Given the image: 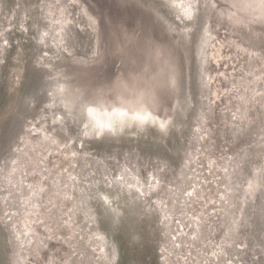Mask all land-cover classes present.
I'll use <instances>...</instances> for the list:
<instances>
[{"label":"bare ground","instance_id":"6f19581e","mask_svg":"<svg viewBox=\"0 0 264 264\" xmlns=\"http://www.w3.org/2000/svg\"><path fill=\"white\" fill-rule=\"evenodd\" d=\"M167 1L182 14L175 17L170 10V16L181 27L167 20L165 24L158 17L155 20L156 7L166 8L156 0H142L143 7L133 0H111V4L106 0H27L21 9L0 0V109L8 104L6 99L3 102L7 74L13 73V82L22 84L25 78L20 74L25 76L29 68L26 62L40 58L34 64L37 78L31 85L27 105L10 119L0 139V222L9 264H24L27 253L46 247L49 240L46 242L44 236L46 232L52 235L49 223L64 218L70 225L79 223L73 227L74 233H92L96 244L83 245L92 254L89 258L76 254L72 259L71 247L67 246L71 257L64 256L58 264H160L166 248L162 243L157 251L162 241L156 239V232L162 221L169 236L172 228L178 227L172 239L180 252V264H238L244 260L264 264V254L256 258L260 252L257 245L264 235V212L260 214L257 201L264 191V155L260 156L258 149L256 155L250 152L256 150L254 144L260 142L264 131L257 135L245 132L244 122L241 133L233 132L234 143L231 141L229 148L222 149L214 160L209 155L205 157L207 149L213 147L212 135L219 131L212 132L215 116L207 93L211 84L203 72L207 43L221 15L233 18H225L229 20L223 23L233 27L238 36L244 38L232 21L248 29L252 42L263 47L251 34L252 29L264 25V0ZM148 4L155 11L151 12ZM201 4L207 5L203 12ZM156 21L165 25L168 37ZM147 27L161 39L156 42L149 33L151 37L148 36ZM32 31L38 36L35 49L29 43ZM171 31H176L174 43L180 63V47L188 44L191 33L199 34L194 44L197 48L192 44L191 53L194 93L190 94L192 73L188 63L186 69L183 63L180 86L178 78L174 79L178 64L176 51L171 48ZM243 40L246 42L236 38L234 44L241 59L249 61V66L264 69V49L257 50L250 39ZM41 46L44 54H40L44 51ZM128 46L140 53L138 67H130L137 72L132 78L133 71L126 62L131 53ZM117 57L120 59L115 60ZM105 59L104 65H98ZM263 76L264 70H260L259 80ZM256 77L252 73L246 83L255 99L264 95L263 85L257 87L253 82ZM158 81L165 94L159 95L155 86ZM262 106L256 116L262 117ZM241 108L239 115L245 116L248 107ZM254 109L253 103L251 113L255 115ZM167 110L165 115L157 112ZM227 115L236 124L235 114L222 113L219 117L225 121ZM34 117L38 121L28 128ZM137 141L147 143L146 149L152 147L157 157L146 154L139 146L133 148L131 145ZM259 145L263 149L264 141ZM83 146L86 159L81 161L79 151ZM238 148L249 168L232 176L234 166L227 164L225 155ZM164 151H168L169 158ZM142 164L155 168L145 180L139 171ZM181 166L184 172L177 177ZM232 187L238 197L230 195ZM153 189L156 196L151 193ZM166 190L174 198L170 206L162 198ZM44 198H48L46 206ZM151 204L155 213L150 210ZM74 209L85 214L88 223L80 214L71 212L70 216ZM56 216L60 219L55 220ZM45 218L48 225L43 223ZM168 241L173 245L169 238ZM217 247L223 249L224 256L218 254Z\"/></svg>","mask_w":264,"mask_h":264},{"label":"rangeland","instance_id":"374dc122","mask_svg":"<svg viewBox=\"0 0 264 264\" xmlns=\"http://www.w3.org/2000/svg\"><path fill=\"white\" fill-rule=\"evenodd\" d=\"M223 21L227 20H220V22L217 23L216 28L212 31V38H209L210 40L207 43V47L205 50V60L203 64V72L204 75L207 77V80L210 81L209 83L210 88L208 89L207 93L208 96L211 97V99L208 101L212 105V113L214 117V121L212 122V132L219 131L217 134L212 135V139L210 140V144L213 146L211 150H208L204 153V149H206V146L203 145L202 152L204 153V156L207 157V155L210 156L211 159H216L217 156L222 152V149L229 148L230 142L234 140L233 138V132H242L244 125H242L244 122L246 123L244 131L251 133L254 135H257L258 133H261L263 129H260L258 127L259 123L263 124L264 126V108L262 105V102L264 103V95L261 98L258 99V103L255 105V115L251 113V101L248 103L246 100L244 101V97L249 95V97H253L252 90L250 91L249 88H246V83L248 80L251 79L252 73L256 74L257 77L253 79L254 84L257 87H261L263 83V77H260L259 80V73L260 70H264L263 67H260L257 69L254 68L252 65H250L249 61H245L244 59H241V54L237 50V48L234 46L236 38H239L242 40V42H246L241 38V36H238L237 33L232 29L233 27L227 26L226 23H223ZM241 31L244 30L243 28L238 27ZM237 28V29H238ZM240 32V31H239ZM255 34V33H254ZM257 35V34H256ZM211 53V54H210ZM246 62V64H245ZM248 93V94H247ZM241 94L244 96L241 97ZM246 94V95H245ZM245 97V99L247 98ZM251 99V98H250ZM255 100V97H253ZM245 105L248 107V113L243 116L239 115L241 112V107ZM261 105L263 111H261L260 117L257 115V109L258 106ZM235 114L237 118H240V124L235 126L233 120L231 119V116L226 117L225 121L222 120L220 114ZM38 117H34L33 121L28 123L27 127L30 128V126H33V123L35 121L37 122ZM259 118V119H258ZM257 123V124H256ZM262 126V127H263ZM26 127V128H27ZM233 128V131L229 132V130ZM254 132V133H253ZM260 135V134H259ZM38 137V136H35ZM264 138V136H262ZM262 138L260 139V142L257 144H254L256 149L261 150V147L259 144H261ZM36 139V138H35ZM244 139H248V136ZM240 142L243 139H239ZM204 143V142H203ZM234 143V141L232 142ZM236 146V145H235ZM232 145V147H235ZM84 147V146H83ZM239 149V148H238ZM232 152L237 151L231 150ZM84 151L80 152L81 161L85 160V155L83 153ZM210 152V153H207ZM262 152V150H261ZM231 153V152H230ZM58 154L61 155V152L59 151ZM230 157L229 155H225ZM226 157L225 159H228ZM156 161V160H154ZM157 162V161H156ZM84 166V165H83ZM113 169L115 170V167L113 166ZM155 168L153 166H146L145 164H142L139 166V171L143 172V180L146 179L147 175H150V173L154 174ZM86 173V172H84ZM138 174H140L138 172ZM80 178V174H79ZM159 190V189H157ZM156 190V191H157ZM155 190L153 189L151 193H153ZM161 194V193H160ZM154 196H156L155 193H153ZM46 198V197H45ZM43 199L44 206L47 205L48 198L45 200ZM39 230H41V226L38 227ZM43 231V230H42ZM176 231H178V227H173L169 237V240H171L172 236L174 237ZM176 236V235H175ZM50 240L47 242L43 249H40L36 253H27L25 256L24 264H58L59 261H63L64 254L67 252L68 248L62 240H60L58 237L52 235ZM165 240V239H164ZM175 241H171L173 245L171 246V258L174 261V264H180L181 258H176V253L180 256V252L178 247L174 244ZM176 243V242H175ZM213 245V243H212ZM215 251H216V247ZM157 251H159V247L157 248ZM158 255L161 256L160 252H157ZM181 257V256H180ZM181 259V260H180Z\"/></svg>","mask_w":264,"mask_h":264},{"label":"water","instance_id":"95a60500","mask_svg":"<svg viewBox=\"0 0 264 264\" xmlns=\"http://www.w3.org/2000/svg\"><path fill=\"white\" fill-rule=\"evenodd\" d=\"M5 1V3H7L8 5H10L11 7H14L15 9H17L18 8V6L20 7V9L21 8H23V6L24 5H26L27 4V0H4ZM133 1H135L136 3H138L139 5H143L142 4V0H133ZM156 1H161L162 2V4L163 5H165L166 6V8H163L162 10L160 9V8H158V7H156L157 9H158V11L156 12L155 11V9L150 5V4H148V8L150 9V11L151 12H153V11H155V15H154V13H153V17L155 18H160V19H162L163 21H164V23L165 24H167V23H170L172 26H178V27H181L179 24H177L176 23V21L174 20V19H172V17L170 16V15H172L173 14V16L175 15V17H178L179 16V14L180 13H178V10H176L174 7L172 8V6L170 5V3H169V1H167V0H156ZM106 2L107 3H110L111 4V0H106ZM201 3H205V0H201L200 1ZM119 6V5H118ZM132 6H134V4L132 5ZM201 10H200V12L202 11H204L203 10V7H205L206 8V6H205V4H201ZM120 7V6H119ZM143 7V6H142ZM168 7V8H167ZM192 7L193 8H195L196 7V4L193 6L192 5ZM121 8V7H120ZM145 9V8H144ZM170 10H171V13H170ZM180 16L182 17V14H180ZM155 18V20H157ZM183 18H185L184 19V21L185 22H187L188 21V18L187 17H183ZM203 18H204V15H203ZM225 18H230V20L229 19H226V20H229V21H231L233 18L232 17H228L227 15H225V17L223 16V15H221V17L219 18V21L218 22H220V20H222V19H225ZM166 20L168 21L167 23H166ZM181 20V19H180ZM202 20L203 19H201V21H200V23L202 22ZM129 21L130 22H133L131 19H129ZM157 22V21H156ZM190 22V21H189ZM233 23H234V25L238 28V23L237 22H235V21H232ZM195 23V21H193L192 20V25ZM157 24L159 25V27L160 28H162V31H163V33H164V35H165V37L167 36L168 37V34H166V32H165V29H166V27H165V25L163 24H161V23H159V22H157ZM183 25V24H182ZM186 27H187V25H186ZM192 27V26H191ZM201 27V25L199 26V28ZM239 27H240V25H239ZM157 28V27H156ZM147 29H149V31L148 32H146V34L147 33H149L153 38H155V41L157 42L158 40H160L161 38L159 37V35L157 36V35H155V33L153 32V30H151L149 27H147ZM157 30H158V32H159V34H160V31H159V29L157 28ZM200 30V29H199ZM177 32H179V31H177ZM241 33L243 34V36H244V38H246V39H250L249 40V43H251V46L252 47H254V48H257V50H261V49H264V25L263 26H257V27H255L254 29H252V37H254V40H255V42L256 43H258V44H260L259 46H263V47H257L253 42H252V39L250 38V36L248 35V29H244V30H242L241 31ZM255 33V34H254ZM37 34V33H36ZM36 34L34 33V31H32L31 33H30V36H29V43L30 44H32L33 46H34V49H35V47L38 45L36 42H37V40H38V36H36ZM170 34L171 35H169L170 36V38H171V41H172V50H173V52L174 51H176L175 53H174V56H175V59H176V61H177V71H176V73H175V77H174V79L175 78H178V81H177V85L178 86H180L179 85V80L181 79V71H182V69H183V63H184V68H185V64H187V69L189 68V66H190V69H189V73H192V81H191V84H190V94L191 93H194V92H192V90H191V87H192V85L194 86V80H193V71L192 72H190L191 70H193V62H194V55H193V58H192V60H191V53H192V50L195 48H197V46L195 47V42H196V40H197V37H198V35H196V34H194V32H193V35H192V33L190 34L191 36H189V40H188V44H186V45H184V47L183 48H181L180 47V49H182V57L180 58L181 59V63L178 61V52H177V50H175V43H174V38L176 39V31H171L170 32ZM257 34V35H256ZM148 35V34H147ZM150 35H148V36H150ZM196 35V36H195ZM150 36V37H151ZM161 37H163L164 38V36H163V34H162V32H161V35H160ZM243 38V39H244ZM180 41V40H179ZM36 43V44H35ZM192 44H193V47L194 48H192ZM157 45V44H156ZM170 45V44H169ZM173 45H174V47H173ZM45 46V45H44ZM129 47V51H131V53L128 55V61H126L127 62V64H128V66H129V68L131 67V66H136V67H138V62L140 61L139 59H137V57H140V53H137V48L136 49H133L131 46H128ZM179 47V46H178ZM45 48H46V46H45ZM41 50H44V51H42V53H40V54H44V52H45V49H43V46H41ZM187 50V52H188V56H187V53L185 52ZM165 49H163V54L165 55ZM185 52V55L183 54ZM34 54V53H33ZM32 54V55H33ZM131 55H135V57L134 58H129ZM122 56H124V58H125V56H126V54L125 53H123L122 54ZM187 58H188V60H187ZM32 59H34V57H32ZM120 58L119 57H117L115 60H119ZM39 61H40V58L39 59H34V60H31V61H27L26 63H27V65H28V70H27V73H26V75L25 76H23V73H21L20 75L23 77V78H25V80H24V82L22 83V84H20V83H17L16 82V84L13 82L14 81V79H15V77L13 76V73H11L10 75L9 74H7L8 76H7V78H6V84H7V87H6V97H4V100H3V102H5V99L6 100H8V104L6 105L5 104V106H4V104H3V106H2V109H0V129H2L1 130V132H0V139L1 138H3V130H4V128H5V126L6 125H8L9 123L8 122H10V119L15 115V114H17V112L24 106V105H27L26 103L28 102V100H29V98H30V96H31V93H32V90L33 89H31L34 85V81L36 80V78H37V72H35L34 71V64L36 63V64H38L39 63ZM105 61H106V59L103 61V62H101V63H99L98 65H104V63H105ZM167 61V60H166ZM181 64V65H180ZM189 65V66H188ZM16 69V68H15ZM131 69V68H130ZM149 69H151V68H149ZM186 69V68H185ZM132 70V69H131ZM133 71V70H132ZM16 72V71H15ZM136 71H133V73H132V75H131V78L135 75H137L136 73H135ZM15 74V73H14ZM19 74V73H18ZM158 74H159V67H158ZM165 76H166V74H165ZM182 77H183V75H182ZM9 78H10V81H9ZM137 78V77H136ZM136 80V79H135ZM158 80V78L156 77L155 78V80L154 81H157ZM167 81H168V84L170 85V83H169V80H168V78H167ZM9 82V83H8ZM33 82V83H32ZM31 85H33V86H31ZM155 86H157V88H158V93H159V95H162V94H165L164 92H163V90H162V88H161V86H162V84H160L159 85V81L155 84ZM177 86V87H178ZM12 87V89H13V92H11L10 91V88ZM168 87V86H167ZM7 88H8V90H7ZM178 89H179V87H178ZM173 105V104H172ZM166 106V105H165ZM164 106V107H165ZM166 107H168V109H169V106H168V104H167V106ZM157 112H159L160 114H163V115H165V114H167L168 113V110H167V112L166 111H164V112H162V111H157ZM88 116V115H87ZM86 116V117H87ZM166 117V116H165ZM89 121V120H88ZM8 123V124H7ZM89 123H90V121H89ZM154 135H156L155 133H153ZM157 136V135H156ZM88 137H90V135H88ZM91 140V139H90ZM125 140H127V139H125ZM137 140H139V139H137ZM0 142H1V140H0ZM86 143H87V141H85L83 144L86 146ZM147 143H145V142H140V141H137V142H134L133 143V145H131V146H133V148L135 147V148H137L138 146H139V148H141V149H143L145 152H146V154H151L152 156H155V157H157V155L155 154V152L153 151V149H152V147H150V148H148V149H146V147H145V145H146ZM186 144H187V141H186ZM188 145V144H187ZM90 146H92V145H90ZM102 147H104V145H101ZM113 145H111V147H112ZM123 146H125V145H123ZM176 146V145H175ZM101 147V148H102ZM170 147V146H169ZM188 147H189V145H188ZM172 148V147H171ZM187 148V147H186ZM103 149V148H102ZM177 146L175 147V150L177 151ZM85 151V147H82L81 149H80V151H79V153L80 152H82V151ZM239 150L240 149H237V151H234V152H232V151H230L229 152V156L230 157H228V160H227V164L228 163H230L231 162V164L233 163V166H234V168L232 167L231 169H234V170H231L230 171V174L232 175V176H235V175H238L242 170H245V169H248L249 167L248 166H246L245 164L247 163V160L245 159V156H244V154H243V156H241V154L239 155ZM87 152H89V151H87ZM164 154H165V156L167 157V158H169L170 156L168 155V151H164ZM183 154H182V150L180 151V153H179V163H177V164H180V162L182 163V160H183V156H182ZM181 156V157H180ZM129 159L131 160L132 158H130L129 157ZM176 159L178 160V155L176 156ZM250 163V162H249ZM183 164V163H182ZM99 167H102L103 166V164H101V163H98L97 164ZM181 165V164H180ZM252 165V164H251ZM179 167V166H178ZM177 168V167H176ZM139 172V171H138ZM184 172V169H183V167L181 166V173L180 172H178L177 173V177L178 176H181V174ZM139 176H141V174H139ZM86 177V176H85ZM125 178V177H124ZM126 179V178H125ZM127 181H129V182H131L132 180H127ZM179 186H181L182 185V183H183V180L181 179L179 182ZM241 186H242V184H241ZM241 189V188H240ZM238 191H239V189H237ZM158 191V190H157ZM167 192L165 193V194H162V198H164V203H165V201H169L170 203H169V206L171 205V204H173V200H174V198H172V197H170L169 195L170 194H172L170 191H168V190H166ZM140 192V191H139ZM234 191V188L232 187L231 189H230V195L231 196H233V195H236L237 197H238V192H235ZM142 193H144V191H142ZM156 193V192H155ZM160 193H162V190L160 191V192H158L157 193V195H161ZM260 196H261V199L260 198H258V200H257V195L255 196V200H257L258 201V206H259V211H260V214L261 213H263L264 212V191H262L261 192V194H260ZM234 203H232V205H233ZM142 205H144V204H142ZM149 207H151L150 208V210H151V212L152 213H155V211L153 210V206H152V204H151V206L149 205ZM228 211V210H227ZM229 211H231V213H232V211H233V207H232V209L231 210H229ZM229 211H228V213H229ZM230 214V213H229ZM161 215V214H160ZM155 221H157V216L155 217V219H154ZM1 221V220H0ZM161 221H162V217H161ZM157 223H158V221H157ZM162 224H160L161 225V229H160V231L158 232V229H157V234H156V239L157 240H161L162 242L160 243V244H158L156 247L158 248H160V246H161V244L163 243L164 245H165V248H166V251H165V256L164 257H162L161 258V261L159 260V262H160V264H174L173 262V260H172V258H171V251H172V249H171V246H170V243H169V241H168V238L169 237H171V235L169 236L168 235V233L165 231V226H164V221H162L161 222ZM2 226H1V222H0V262H3V264H9V254H8V247H7V245H6V237L5 236H3L4 234H2ZM162 235V236H161ZM162 237V238H161ZM165 239V240H164ZM259 239H261V238H259ZM150 241V240H149ZM170 241H172V238H171V240ZM147 245V244H146ZM150 245L148 244V246H146V247H149ZM263 247V250L262 249H260V248H262ZM258 252H259V254H257L256 255V258H258L259 256H260V254L261 255H263L264 254V235H263V238H262V241L260 242V244H258L257 245V249H256ZM255 250V252L257 253V251ZM147 252H149L148 250H146ZM176 255V258L178 259V258H180V256L176 253L175 254ZM181 260V259H180Z\"/></svg>","mask_w":264,"mask_h":264},{"label":"flooded vegetation","instance_id":"af4514ba","mask_svg":"<svg viewBox=\"0 0 264 264\" xmlns=\"http://www.w3.org/2000/svg\"><path fill=\"white\" fill-rule=\"evenodd\" d=\"M241 57H242V55H240ZM250 90V89H249ZM248 94V93H247ZM246 95V94H245ZM241 97L243 98L244 96L243 95H241ZM245 97H247V96H245ZM245 97H244V101L246 100L248 103L251 101V106H252V104L254 103V104H257L258 103V99H253V97L251 98V100H250V97H249V95H248V97L245 99ZM253 102V103H252ZM243 106H245V105H243ZM242 106V107H243ZM258 107H260V105L258 106ZM261 109V108H260ZM241 116V115H240ZM240 118L241 117H239V118H237V120H236V124H235V126H237L238 124H240ZM260 127V129H263L264 127H262V125H260L259 126ZM264 131V130H263ZM241 150V149H240ZM262 150V152L261 151H257V149L254 151V152H252L251 150H250V152L252 153V154H255V153H257L258 152V154L261 156V155H264V148L263 149H261ZM248 151V150H247ZM226 153L227 151H223V153ZM256 155V154H255ZM262 159H264V158H262ZM71 212H73V215H76V213L77 214H80V212H78V211H75V209L73 210V211H70L69 212V215L71 214ZM85 214H80V217H82V219L84 220V222H86V223H88L87 221H89L88 220V217H86V215L84 216ZM71 216V215H70ZM58 216H56L55 217V220H56V218H57ZM59 218V217H58ZM89 218H90V216H89ZM60 219V218H59ZM43 223L46 225H48V220H47V218H45V221H43ZM79 225V223L78 222H75V224L74 225H70V223H68L66 220H65V218H64V221H62L61 219L58 221V219H57V223H55V221L54 222H52V223H49V227H50V229H52L51 230V233H52V235H53V237L54 236H56V237H58L60 240H62V242H64V244H66V246H69V247H71L70 249H69V253L71 252V255H72V259H73V257H74V255H78V257H82V256H86L87 258H89V257H92V254H90V253H88L87 252V250L83 247V245H90V247H92L91 245H93V244H96V239L94 238V237H92V233H90V232H86L85 230L84 231H82V233L80 234V232H75L74 233V231H73V227H75V226H78ZM80 226V225H79ZM86 229V228H85ZM78 230V229H77ZM48 231V230H47ZM50 235V236H49ZM52 235L51 234H49V232L47 233L46 232V235L44 236V237H46L44 240H46V242H47V240H50L49 238H51L52 237ZM221 245H223V243H220ZM246 243H239V246H243V247H246ZM77 246V248H74V247H76ZM87 247V246H86ZM219 247H217V252H218V254H220V256H224V254H223V249H220ZM239 249H241V247H239ZM75 250H76V253H75ZM86 252V253H85ZM67 253L68 252H66L65 254H64V256H66V258L68 259L69 257H71V256H69V255H67ZM70 259V258H69ZM63 261H64V259H63ZM74 261V260H73ZM250 261L251 260H249L248 261V263H246V260H244L243 262L245 263V264H250ZM243 262H239L238 264H244ZM74 263V262H73ZM75 264H82V263H77L76 261H75Z\"/></svg>","mask_w":264,"mask_h":264}]
</instances>
